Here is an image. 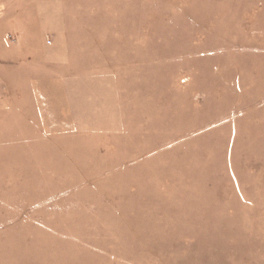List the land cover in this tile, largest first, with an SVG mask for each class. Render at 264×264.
Wrapping results in <instances>:
<instances>
[{"label": "rangeland", "instance_id": "rangeland-1", "mask_svg": "<svg viewBox=\"0 0 264 264\" xmlns=\"http://www.w3.org/2000/svg\"><path fill=\"white\" fill-rule=\"evenodd\" d=\"M0 61V264H264V0H0Z\"/></svg>", "mask_w": 264, "mask_h": 264}, {"label": "crops", "instance_id": "crops-1", "mask_svg": "<svg viewBox=\"0 0 264 264\" xmlns=\"http://www.w3.org/2000/svg\"><path fill=\"white\" fill-rule=\"evenodd\" d=\"M4 40H6L5 37H4ZM2 41H3V40H2ZM3 45H4V43H3ZM3 45H1V47H3ZM4 46H5V45H4ZM17 53H18V52H17ZM17 53H16V55H18ZM19 54H20V52H19ZM9 58H10V57H9ZM10 63H11V61H10ZM0 64H1V61H0ZM7 64H8V63L3 64V66H0V70H4V68H5V66H6ZM5 70H6V69H5ZM3 84H4L3 86L0 85V88H4V89H5V87H6V88H11V86H10L11 84H10L9 81H6V77L4 78V82H3ZM66 86H68V85H66ZM66 86H65V87H66ZM68 87H69V86H68ZM69 89H72V90H69ZM69 89H68V90H69V95L72 97V96H73V92H74V88H73V87H69ZM5 90H6V89H5ZM27 105H28V104L26 103V105H24V106H27ZM3 106L5 107V105H3ZM16 108H17V107H16ZM16 110H18V113L24 111L23 108H20V109L18 108V109H16ZM41 111H43V110H41ZM33 113H34V112H33ZM39 113H40V112H39ZM37 114H38V113H37ZM37 116H39V115H36V117H37ZM37 119H38V117H37ZM260 154H261V155L264 154V147L261 149V153H260ZM260 216L263 217L264 215H263V216L260 215Z\"/></svg>", "mask_w": 264, "mask_h": 264}]
</instances>
